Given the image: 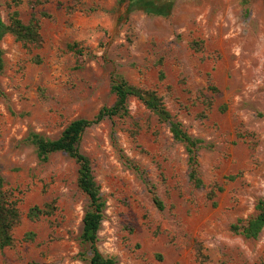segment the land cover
I'll list each match as a JSON object with an SVG mask.
<instances>
[{
    "label": "rangeland",
    "instance_id": "1",
    "mask_svg": "<svg viewBox=\"0 0 264 264\" xmlns=\"http://www.w3.org/2000/svg\"><path fill=\"white\" fill-rule=\"evenodd\" d=\"M13 10L23 23L38 19L42 43L0 41V171L22 200L0 264H87L78 238L88 199L76 165L63 153L41 161L26 138L55 140L71 121L111 106L115 75L155 91L173 119L211 147L197 152L204 187L196 189L183 145L137 100H128L127 117L85 130L77 147L104 203L98 251L116 264H264V228L255 240L231 231L264 199V0H141L128 14L119 0H0L5 23ZM75 42L96 59L69 52ZM213 184L223 188L215 207L206 199ZM52 200L51 217L25 218ZM29 232L34 239L24 241Z\"/></svg>",
    "mask_w": 264,
    "mask_h": 264
},
{
    "label": "trees",
    "instance_id": "2",
    "mask_svg": "<svg viewBox=\"0 0 264 264\" xmlns=\"http://www.w3.org/2000/svg\"><path fill=\"white\" fill-rule=\"evenodd\" d=\"M141 0H119V3L126 4L125 13H130L136 4ZM40 3V0H36ZM250 0H241L242 5H247ZM153 9V8H151ZM150 9V10H151ZM76 10L73 7H67V14H72ZM88 11H93L88 9ZM153 11V10H151ZM45 17V14H42ZM40 25L37 18L31 16L27 23H23L16 10L8 15V22L5 23L0 17V41L7 35L11 36L23 47L39 48L42 40L40 36ZM190 47L198 52L202 48V42H191ZM67 50L76 57L89 56L96 59L91 53H85L79 43L67 45ZM39 63V60H36ZM3 52L0 49V75L3 71ZM159 79H164L163 73H159ZM214 93L215 88H211ZM110 93L114 97L111 106H104L91 118H80L71 121L55 140H49L36 133H30L26 142L31 145L36 156L41 161H46L48 156L54 153H63L71 159L76 165V186L88 199V208L83 214L81 220V231L79 242L86 247V251L80 255L81 260L87 264H116L115 260L103 256L96 247L97 232L103 219L104 203L101 199L99 187L94 181L90 160L78 150V142L85 130L101 123L104 120L114 118H124L128 116V100L135 99L140 102L147 110L156 116L158 121L166 124L172 139L183 145L186 153V165L188 169V180L196 188H203L204 184L198 174L197 152L200 149H209L211 146L199 138L191 137L182 127V125L173 119L170 113L164 107L161 98L151 89H141L128 84L121 76L115 75L110 82ZM4 94L0 89V97ZM206 108L211 107V102H206ZM234 176L227 177L232 181ZM223 188L218 184L208 186L206 199L215 207L214 201L216 195L221 193ZM21 198L14 195V190L6 188L4 178L0 171V251L10 248L14 243L13 231L21 221V212L19 204ZM152 202L159 211L164 209L162 203L153 195ZM56 211L55 201L44 203L42 206H32L28 208L25 218L31 222L40 218L51 217ZM264 228V199H258L254 205V215L246 220L238 219L231 226V231L244 237L245 239L255 240ZM24 241H32L34 234L29 232L23 237ZM198 257H201L198 254Z\"/></svg>",
    "mask_w": 264,
    "mask_h": 264
}]
</instances>
